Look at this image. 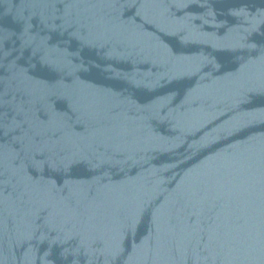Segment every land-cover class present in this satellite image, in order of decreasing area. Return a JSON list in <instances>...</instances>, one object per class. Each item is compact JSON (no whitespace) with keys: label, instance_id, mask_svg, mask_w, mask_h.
Here are the masks:
<instances>
[{"label":"water","instance_id":"95a60500","mask_svg":"<svg viewBox=\"0 0 264 264\" xmlns=\"http://www.w3.org/2000/svg\"><path fill=\"white\" fill-rule=\"evenodd\" d=\"M0 264H264V0H0Z\"/></svg>","mask_w":264,"mask_h":264}]
</instances>
